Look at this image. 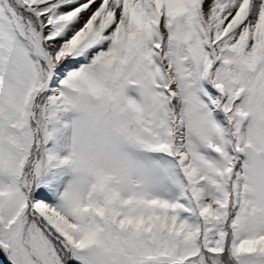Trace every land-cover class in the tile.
<instances>
[{
	"label": "snow or ice",
	"instance_id": "6c2138e0",
	"mask_svg": "<svg viewBox=\"0 0 264 264\" xmlns=\"http://www.w3.org/2000/svg\"><path fill=\"white\" fill-rule=\"evenodd\" d=\"M0 264H264V0H0Z\"/></svg>",
	"mask_w": 264,
	"mask_h": 264
}]
</instances>
